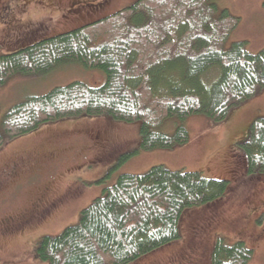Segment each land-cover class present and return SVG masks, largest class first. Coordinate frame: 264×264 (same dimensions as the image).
Here are the masks:
<instances>
[{
  "label": "trees",
  "instance_id": "obj_1",
  "mask_svg": "<svg viewBox=\"0 0 264 264\" xmlns=\"http://www.w3.org/2000/svg\"><path fill=\"white\" fill-rule=\"evenodd\" d=\"M238 23L215 0H136L2 54L0 87L16 73L45 76L74 65L103 77L100 85L81 80L56 85L8 108L0 119V147L48 121L81 115L140 121L139 147L121 155L113 169L142 150L188 143L185 121L191 116L219 122L264 90V46L250 52L244 40L228 43ZM168 119H176L173 132L159 128ZM241 145L249 174L264 172V117L251 122ZM229 187L228 179L164 164L121 173L81 210L78 223L40 236L36 256L47 264L143 260L180 238L183 214L224 198ZM253 251L244 240L229 243L219 235L211 264H249Z\"/></svg>",
  "mask_w": 264,
  "mask_h": 264
},
{
  "label": "rangeland",
  "instance_id": "obj_2",
  "mask_svg": "<svg viewBox=\"0 0 264 264\" xmlns=\"http://www.w3.org/2000/svg\"><path fill=\"white\" fill-rule=\"evenodd\" d=\"M55 1L59 4L61 0ZM134 1L122 0L120 3L129 5ZM215 1L220 9L225 5L235 12L243 13L246 24L251 28L254 24L256 29L262 30L257 36L258 48L252 46L253 41L246 44L251 52L260 50L264 46L261 33L264 31V0ZM9 2L12 1H0V20L1 16L3 20L0 22V56L83 25L76 17L75 21H68L62 13H54L55 7L52 6L49 7L53 9L49 17H40L39 13L30 17L25 8L20 13L18 3L16 6L13 2L15 9L12 11L8 7ZM71 2L62 0L61 5L67 9ZM47 5L42 7L46 9ZM32 9L37 10L35 7ZM111 10H115L112 3L94 17ZM81 14L86 15L85 12ZM236 16L240 20L241 16ZM30 21L34 23L31 25ZM245 29L249 30L247 27ZM101 77V72L82 69L78 65L45 76L13 74L0 87V119L8 108L29 95L44 93L56 85L74 80L100 85L102 82H98ZM256 117H264V90L233 108L219 122L204 115L191 116L185 121L190 132L188 143L175 146L174 149L142 150L114 169L121 155L139 147L140 121L113 120L107 115L66 117L48 121L31 132L8 139L0 147V164L9 162L16 152L22 153V162L30 160V167L36 162L46 163L39 170L40 174L36 173L30 178V208L35 199L32 197L33 185H41L43 180L48 183L46 188L50 198L70 189L76 199L73 198L69 202L70 206L61 213L57 210L52 215L45 213L39 216L37 227L30 229L26 236H17L24 240L12 238L1 241L0 235V264H47L36 256V242L40 236L57 235L67 226L78 223L81 210L101 195L104 187L112 184L119 174L142 173L156 164H164L170 169L201 171L209 177L228 179L229 191L224 198L209 205L194 207L183 214L180 219V238L149 256H143V260L140 258L129 264H211V252L219 235H223L229 243L244 240L254 250L249 264H264V172L249 174L247 158L241 145L248 139L250 124ZM175 123L176 119H168L159 128L173 132ZM28 149L30 152L25 151ZM76 165L80 166L75 168ZM59 173L62 175L58 176ZM107 173L109 175L102 179ZM74 179L79 182L78 186L71 183ZM16 189L10 193L6 191L3 195L0 189V221L28 203L27 194L21 193L23 188L18 190L17 195H12Z\"/></svg>",
  "mask_w": 264,
  "mask_h": 264
},
{
  "label": "flooded vegetation",
  "instance_id": "obj_3",
  "mask_svg": "<svg viewBox=\"0 0 264 264\" xmlns=\"http://www.w3.org/2000/svg\"><path fill=\"white\" fill-rule=\"evenodd\" d=\"M25 151L30 152V149ZM20 153L16 152L9 162H3L0 164V189L2 190L3 195L6 191L10 193L13 189L17 188L12 194L17 195L19 192L18 190L23 188L21 193H26L29 201L25 206L19 207L13 213L5 217L3 221H0L2 223L0 225V231H2V233H0L1 241L12 238L13 240H24L17 238V236H26L30 233V229L37 227L36 225H39V216L42 217L45 213L52 215L57 210H60L59 213H61L70 206V203L73 200L76 199V195L73 194L70 189H65L59 193L57 197L50 198L46 188L48 187V183L43 180L41 185H33L32 197H35V199L30 208V178L36 173H39V170L42 169L43 165L46 163L36 162L33 167H30V160L22 162V160H20ZM94 160H96V158H94ZM79 166L80 165H76L74 167L76 168ZM74 167H72V170H74ZM72 170L70 172L71 174ZM76 172L77 171H73V173ZM61 175V173L58 174V176ZM71 183H76L77 186L79 184L76 179ZM68 197L72 198L68 199Z\"/></svg>",
  "mask_w": 264,
  "mask_h": 264
},
{
  "label": "crops",
  "instance_id": "obj_4",
  "mask_svg": "<svg viewBox=\"0 0 264 264\" xmlns=\"http://www.w3.org/2000/svg\"><path fill=\"white\" fill-rule=\"evenodd\" d=\"M0 1H2V0H0ZM10 1H12V2H9L8 7H10V9L12 11H13V8L15 9L14 3L16 4V6L18 3L17 8L19 9L20 13L25 8L26 11L30 13V17L31 16L34 17L33 16L34 13L41 14L40 17H49V15H52V10H53L49 7L52 6V7H55L54 13H62L63 16L66 17V20H68V21H75L76 18H78L81 20V21L79 20L80 22L78 21L80 24H86V23L92 22L94 20L99 19L102 16L109 15L110 13H113L116 10L128 5V4H121L120 2H122V0H74V1L72 0L70 5H67V9H66V6L61 5L62 0L59 1V4L55 0H10ZM111 3H112V6H115V10H111L110 12L103 13L100 16L94 17V15H96L97 13H101L102 11H104V9L107 6H109ZM41 4H43V5H41ZM44 4H48L47 5L48 8L44 9L43 8ZM33 7H35L37 10L32 9ZM116 7H118V8H116ZM222 7L227 8L228 11L233 15L241 16L238 25L231 32V34L229 36L228 43L230 44L231 42H234V41L244 40V41H246V44H247V43H250L251 41H253L252 46L255 48H258L259 43L257 41V36H258V33H260V31H262V30L256 29L254 27V24H253L252 28L249 24H246V18L244 17L243 13L241 14L239 12H235V10H233L229 6L224 5ZM39 8H40V11L38 10ZM82 12H85L86 15L82 16V14H81ZM10 16L11 15H9L7 17V20H4V21L7 22ZM13 17L16 18V16H13ZM40 17H38V18H40ZM74 17H76V18H74ZM1 21H3L2 16H1L0 22ZM33 23L34 22L30 21L31 25ZM262 23H264V21ZM245 27H247L249 30H246ZM261 33H262V39H263L262 41H264V31Z\"/></svg>",
  "mask_w": 264,
  "mask_h": 264
}]
</instances>
